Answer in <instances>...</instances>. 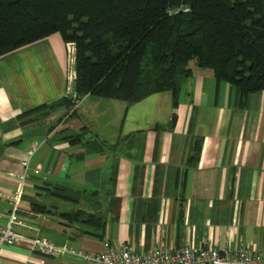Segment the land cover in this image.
I'll list each match as a JSON object with an SVG mask.
<instances>
[{
	"label": "crops",
	"instance_id": "crops-1",
	"mask_svg": "<svg viewBox=\"0 0 264 264\" xmlns=\"http://www.w3.org/2000/svg\"><path fill=\"white\" fill-rule=\"evenodd\" d=\"M70 49L52 33L0 56V225L20 191L22 235L61 247L264 251V90L239 99L191 64L175 106L161 91L73 107ZM62 97L67 107L19 117ZM72 211L92 218L66 220ZM0 264L88 263L21 240L0 244Z\"/></svg>",
	"mask_w": 264,
	"mask_h": 264
},
{
	"label": "trees",
	"instance_id": "trees-1",
	"mask_svg": "<svg viewBox=\"0 0 264 264\" xmlns=\"http://www.w3.org/2000/svg\"><path fill=\"white\" fill-rule=\"evenodd\" d=\"M52 33L74 47L77 98L131 104L168 91L175 106L190 62L235 87L239 99L264 90V0H0V56ZM70 102L62 97L19 117Z\"/></svg>",
	"mask_w": 264,
	"mask_h": 264
},
{
	"label": "built area",
	"instance_id": "built-area-1",
	"mask_svg": "<svg viewBox=\"0 0 264 264\" xmlns=\"http://www.w3.org/2000/svg\"><path fill=\"white\" fill-rule=\"evenodd\" d=\"M77 103L78 98L73 93L72 106L75 107ZM19 196L20 191H15L6 222L0 225V244L13 245L25 240L33 253L42 256L67 255L88 264H264V251L246 247H237L229 251L223 248H202L190 245H182L170 250L154 246L143 252L135 251L127 243H121L115 249L105 247L97 252L61 247L42 236L22 235V230L30 229L23 218L15 212Z\"/></svg>",
	"mask_w": 264,
	"mask_h": 264
},
{
	"label": "rangeland",
	"instance_id": "rangeland-1",
	"mask_svg": "<svg viewBox=\"0 0 264 264\" xmlns=\"http://www.w3.org/2000/svg\"><path fill=\"white\" fill-rule=\"evenodd\" d=\"M73 52L74 51L70 49V51H69V60L72 61V65H73ZM190 63L192 64V62H190Z\"/></svg>",
	"mask_w": 264,
	"mask_h": 264
}]
</instances>
